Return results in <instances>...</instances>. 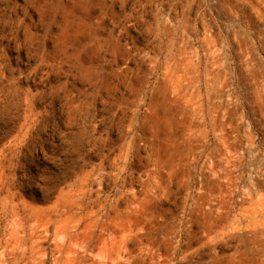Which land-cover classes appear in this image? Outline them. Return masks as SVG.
Masks as SVG:
<instances>
[{"label": "rangeland", "instance_id": "374dc122", "mask_svg": "<svg viewBox=\"0 0 264 264\" xmlns=\"http://www.w3.org/2000/svg\"><path fill=\"white\" fill-rule=\"evenodd\" d=\"M0 95V264H264V0H0Z\"/></svg>", "mask_w": 264, "mask_h": 264}, {"label": "bare ground", "instance_id": "6f19581e", "mask_svg": "<svg viewBox=\"0 0 264 264\" xmlns=\"http://www.w3.org/2000/svg\"><path fill=\"white\" fill-rule=\"evenodd\" d=\"M9 72V71H8ZM4 79V78H3ZM0 96H2V95H0ZM6 96V95H5ZM3 98V97H2ZM2 103V102H1ZM4 103V102H3ZM4 111V110H3ZM2 116V115H1ZM1 116H0V118H1ZM4 116V115H3ZM3 122V121H2ZM2 127V126H1ZM1 130V129H0ZM28 135V132H26L24 135H23V139L24 138H26V136ZM2 139H4V136H0V141L2 140ZM44 152V151H43ZM43 161V160H42ZM47 162V161H46ZM158 176V175H157ZM42 181H48V180H44V179H41ZM29 191V190H28ZM9 192H11L10 190H9ZM19 196H20V193L18 194Z\"/></svg>", "mask_w": 264, "mask_h": 264}]
</instances>
